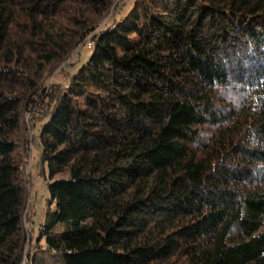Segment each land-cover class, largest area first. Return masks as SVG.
Masks as SVG:
<instances>
[{"label":"trees","instance_id":"obj_1","mask_svg":"<svg viewBox=\"0 0 264 264\" xmlns=\"http://www.w3.org/2000/svg\"><path fill=\"white\" fill-rule=\"evenodd\" d=\"M116 1L0 0V264H264V0H133L95 31ZM25 113L53 181L23 263Z\"/></svg>","mask_w":264,"mask_h":264},{"label":"rangeland","instance_id":"obj_2","mask_svg":"<svg viewBox=\"0 0 264 264\" xmlns=\"http://www.w3.org/2000/svg\"><path fill=\"white\" fill-rule=\"evenodd\" d=\"M133 3V0H117L104 20L98 24L95 31L110 26L115 20H119ZM91 42L87 37L76 46L67 58L55 66L45 77L43 85L49 87L54 84L65 85L67 77L76 73L78 68L84 64L92 50L87 48ZM39 122L38 117L30 113L23 114L20 147L18 150L21 159V178L24 187V207L22 212V230L24 234V247L22 262H28L35 251L32 249L34 239L37 236L39 223L43 220L46 211V200L48 198L47 186L53 180L48 179V172L39 160L40 145L38 141ZM63 227H57L56 232L63 231ZM39 257L42 253L38 252ZM53 254H46L45 264H50Z\"/></svg>","mask_w":264,"mask_h":264},{"label":"built area","instance_id":"obj_3","mask_svg":"<svg viewBox=\"0 0 264 264\" xmlns=\"http://www.w3.org/2000/svg\"><path fill=\"white\" fill-rule=\"evenodd\" d=\"M91 45H92V43L91 42H88L87 43V48L90 49L91 48Z\"/></svg>","mask_w":264,"mask_h":264}]
</instances>
